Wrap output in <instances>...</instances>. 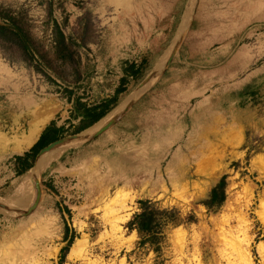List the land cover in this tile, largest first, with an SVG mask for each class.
I'll return each instance as SVG.
<instances>
[{"label":"rangeland","instance_id":"1","mask_svg":"<svg viewBox=\"0 0 264 264\" xmlns=\"http://www.w3.org/2000/svg\"><path fill=\"white\" fill-rule=\"evenodd\" d=\"M0 26V240L28 222L37 225L31 264H59L70 239L62 264H196L197 255L232 264V239L248 228L254 264H264V0H0ZM69 96L116 103L76 133ZM52 121L63 127L54 141L84 139L17 175L14 156ZM34 124V143L13 151ZM36 176L41 197L24 216ZM223 177L225 201L209 210L202 202ZM127 180L134 187L121 196ZM146 199L183 219L158 255L128 228Z\"/></svg>","mask_w":264,"mask_h":264},{"label":"trees","instance_id":"2","mask_svg":"<svg viewBox=\"0 0 264 264\" xmlns=\"http://www.w3.org/2000/svg\"><path fill=\"white\" fill-rule=\"evenodd\" d=\"M0 28L3 29L2 26ZM16 34L20 37V40L26 44L25 36L17 28ZM59 34L63 36L61 31ZM129 74L133 77L137 76L138 69L135 65L130 66ZM126 79H122V83H125ZM123 90L119 88L117 93ZM250 87H246L244 95L247 94ZM69 102H72L71 120H78L79 125L76 128V133L82 132L103 119L112 109L116 103V98L108 99L97 105H88L83 102L81 98L75 97L72 99L68 97ZM63 130V127H58L55 121H52L41 133L38 140L23 154L14 156L13 163L17 175H21L29 171L34 164L37 154L47 146L50 142L56 140ZM225 177H223L219 183L213 187L207 200L203 201V205L209 210H217L225 201ZM140 211L134 214L133 218L128 223L130 231H135L139 238L138 245L143 246L148 244L155 253L160 254L161 244L165 240V231L170 226H177L183 222L182 217L177 209H160L156 206V203L151 200L139 201ZM193 216L187 218L188 222H192ZM68 229H65L64 240H67ZM72 243V239L69 240L68 245L62 249L59 264L63 263L66 252L69 250Z\"/></svg>","mask_w":264,"mask_h":264},{"label":"bare ground","instance_id":"3","mask_svg":"<svg viewBox=\"0 0 264 264\" xmlns=\"http://www.w3.org/2000/svg\"><path fill=\"white\" fill-rule=\"evenodd\" d=\"M30 102V101H29ZM37 112V111H36ZM35 113V112H34ZM48 113V112H47ZM33 114V113H32ZM46 114V113H45ZM44 114V116H45ZM47 115V114H46ZM43 116V115H42ZM38 118V117H37ZM43 118V117H42ZM40 120V119H38ZM37 121V120H36ZM41 122V121H40ZM44 122V121H43ZM36 123V122H35ZM106 124V121H103V123H99V125L95 128L94 131L92 132H98L100 129H102L104 127V125ZM41 130V127H39L38 124H34V126L30 129V131H28V134L22 138L18 139L15 138L14 142H13V147L12 150L13 151H23L24 149H26L27 147H30L34 141L36 140L39 131ZM90 132V131H89ZM88 132V133H89ZM91 132V133H92ZM85 137V136H84ZM14 138V137H13ZM86 138V137H85ZM84 139V138H83ZM82 140V139H81ZM3 142V141H2ZM8 143V142H7ZM46 155V154H45ZM260 160V159H259ZM264 160V159H263ZM95 162V161H94ZM138 184V183H136ZM130 187H134L132 185V181H124V184L122 187H120V189H118L117 193H120L121 196L123 195H129L127 192H125L126 189L130 188ZM140 187V185H139ZM249 191V192H248ZM247 199L245 201V203L242 206V209L238 215V222L240 223H245V215H246V211L248 210V207L250 206L251 203V190H247ZM116 194V193H115ZM120 196V197H121ZM249 196V197H248ZM119 198V196H118ZM243 198V196H242ZM121 200V199H120ZM118 199V201H120ZM122 203V201L120 202ZM260 203V202H259ZM123 205V204H122ZM260 211H259V215H260V219L261 222L264 226V203H261L260 205ZM231 207V206H230ZM234 208V207H233ZM250 211V210H249ZM233 212V211H232ZM42 215V214H41ZM35 217V216H34ZM36 217H40V216H36ZM33 218V216H32ZM31 218V219H32ZM29 219V218H28ZM42 219V218H41ZM45 219V218H44ZM51 219V218H50ZM35 220V219H34ZM33 220V221H34ZM43 220V219H42ZM49 219H47L46 221H48ZM27 221V220H26ZM31 221V220H30ZM37 221V219H36ZM41 221V220H40ZM248 222V221H247ZM45 223V222H44ZM29 225L28 222L24 223L23 225H21L22 229H20V231L15 232H10L9 235L4 236L1 238L0 240V264H17L19 262L20 259L25 260L26 262H33L35 261V251L32 248V244L33 241L35 240L34 236V232L31 230V228H33L34 223H31L29 228H27V226ZM40 225V224H39ZM48 225V222H47ZM41 226V225H40ZM25 227L27 229H25ZM37 227V225L35 226ZM34 227V228H35ZM43 228V227H42ZM45 228V227H44ZM47 228V226H46ZM50 228V226L48 227ZM37 229V228H36ZM9 231V230H8ZM253 231V230H252ZM37 232V231H35ZM48 232V231H47ZM38 233V232H37ZM36 233V234H37ZM42 233V232H41ZM246 233H248V228H246L243 231V238H240L241 236H234V238L232 239L231 245H232V253H231V257L229 256L228 261L231 262L232 264H254L255 262L253 261V258L250 254V251L248 249V244H249V240L246 238ZM6 234V233H5ZM43 234L47 235L45 232H43ZM40 236H42L39 233ZM3 236V234L1 235ZM37 236V235H36ZM48 236V235H47ZM50 236V235H49ZM182 239V237H181ZM180 240V239H179ZM178 240V242H179ZM37 242V241H36ZM263 246V245H262ZM34 247V246H33ZM179 247V246H178ZM183 247V245H181V248ZM263 248V247H262ZM182 251V250H181ZM261 256L263 258V262H264V252L261 249ZM199 255L194 256L191 261H195L196 264H201L200 260H199ZM189 262V260H188ZM261 263V262H260ZM31 264V263H30ZM33 264V263H32ZM182 264V263H180ZM189 264V263H188ZM221 264V263H220Z\"/></svg>","mask_w":264,"mask_h":264},{"label":"water","instance_id":"4","mask_svg":"<svg viewBox=\"0 0 264 264\" xmlns=\"http://www.w3.org/2000/svg\"><path fill=\"white\" fill-rule=\"evenodd\" d=\"M160 67L158 69H156V71H154L151 76H149V78L142 84V87H144L145 85H147V83H149V81L152 79V77H154L157 72L159 71ZM120 114H118L106 127H104L101 131H98L96 133H94L93 136H96V135H99L101 134L102 132H104L105 130H107L109 127H111L115 121L118 119ZM106 117V116H105ZM104 119V118H103ZM102 120V119H101ZM100 120V121H101ZM99 121V122H100ZM98 123V122H97ZM83 139V136L82 135H74V136H70V137H66V138H62L60 140H57V141H54L52 143H50L49 145H47L46 147H44L43 149L40 150V152L37 154L36 158H35V161H34V171L36 173V169H37V166L39 165V162L40 160L42 159L43 155L47 154L49 151L55 149L56 147H59L61 145H65L67 143H72L76 140H81ZM35 185H36V198L34 200V203L33 205L30 207V209L24 213L23 215L24 216H27L29 214H31L37 207L38 203H39V199L41 197V184H40V181L38 179V177L36 176L35 177ZM1 206V205H0Z\"/></svg>","mask_w":264,"mask_h":264},{"label":"crops","instance_id":"5","mask_svg":"<svg viewBox=\"0 0 264 264\" xmlns=\"http://www.w3.org/2000/svg\"><path fill=\"white\" fill-rule=\"evenodd\" d=\"M38 140V139H37Z\"/></svg>","mask_w":264,"mask_h":264}]
</instances>
